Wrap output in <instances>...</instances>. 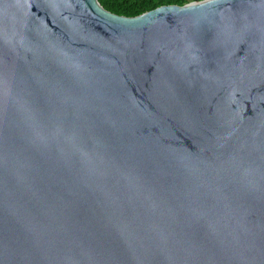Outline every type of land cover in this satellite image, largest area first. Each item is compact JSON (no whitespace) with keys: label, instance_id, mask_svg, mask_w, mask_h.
Listing matches in <instances>:
<instances>
[{"label":"water","instance_id":"water-1","mask_svg":"<svg viewBox=\"0 0 264 264\" xmlns=\"http://www.w3.org/2000/svg\"><path fill=\"white\" fill-rule=\"evenodd\" d=\"M0 264H264V0H0Z\"/></svg>","mask_w":264,"mask_h":264},{"label":"trees","instance_id":"trees-1","mask_svg":"<svg viewBox=\"0 0 264 264\" xmlns=\"http://www.w3.org/2000/svg\"><path fill=\"white\" fill-rule=\"evenodd\" d=\"M200 0H99L101 6L116 15L134 17L164 5L182 6Z\"/></svg>","mask_w":264,"mask_h":264}]
</instances>
